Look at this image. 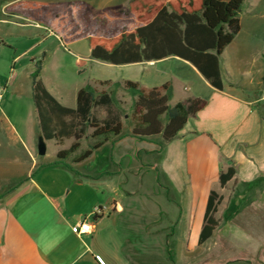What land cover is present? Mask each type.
<instances>
[{
  "label": "crops",
  "instance_id": "crops-1",
  "mask_svg": "<svg viewBox=\"0 0 264 264\" xmlns=\"http://www.w3.org/2000/svg\"><path fill=\"white\" fill-rule=\"evenodd\" d=\"M17 1L20 0H11L9 4ZM32 1L57 3L74 0ZM23 20V23L16 22V27L24 30L20 32L21 35L29 34L25 29L32 27L34 30H30L31 36H36V41L39 39L37 47L47 42L51 35L58 39L48 29ZM72 44L73 42L69 45ZM77 59L81 62L83 59L88 61L92 58L90 55ZM37 61L31 63L26 82H18V71H13L9 80L4 83L7 89L3 98L8 99L7 95H10L15 98L14 103L17 106H22V102H25L28 107L25 114L31 117V121L24 114H19L21 118H14L13 123L8 113H5L7 118L0 114V182L25 174L28 178L17 189L15 196L0 206V264H194L200 260L203 256L200 253L195 254V251L206 243L199 246L197 236L193 242L188 239L185 252L171 257L164 251L162 237H149L146 230L148 220L145 218L141 221L135 217L138 212L136 207L119 204L117 201L116 205L110 204L114 197L105 195L109 186L102 184L103 179L94 181L93 177L85 175L80 169L74 171L62 164H53L60 149L55 151V157L49 161L52 162L49 166L43 165L35 170L37 162L34 150L41 138V132L33 102L31 73ZM167 61L189 69L196 76L201 88L196 91L189 82H182L167 69L158 67ZM139 64L144 68L135 78L96 80L88 84L96 86L97 83L105 81H132L141 88L150 90L170 82L174 88L172 105L188 98H202L207 101L206 107L195 117L189 118L178 137L164 148L167 156L171 149L175 154L183 155L188 172L184 193L188 197L196 198V210L201 198L202 210H205L210 191L229 189L232 193L244 184L258 181L264 176V116L261 106L256 107L264 101V69L261 72V82L251 88L248 84H236L221 65L224 87L223 90H217L190 63L178 57L171 56L134 65ZM240 76L246 78L247 74ZM41 79L48 92L61 105L76 107L78 91L85 85L70 89L59 82L42 78V72ZM252 89L259 94L253 100L243 93L253 92ZM70 140L73 141L69 139L62 143L55 140L45 142H55L62 146ZM231 166L236 173L222 188L219 182L220 172ZM164 177L169 182L170 191L175 195L178 188L169 180L168 175ZM72 195L77 202L86 203L81 210L68 203ZM101 195L105 197L104 200ZM202 221L203 216L199 219L197 235ZM80 224H86L88 229L79 231Z\"/></svg>",
  "mask_w": 264,
  "mask_h": 264
},
{
  "label": "rangeland",
  "instance_id": "rangeland-1",
  "mask_svg": "<svg viewBox=\"0 0 264 264\" xmlns=\"http://www.w3.org/2000/svg\"><path fill=\"white\" fill-rule=\"evenodd\" d=\"M10 1L0 0L1 85H4L7 79L9 80L13 71H18V82L22 84L26 82L31 63L39 60L43 52L46 53V59L42 78L59 82L70 89L96 80L118 81L135 78L144 68L140 64L116 66L99 60L83 59L90 57L86 36L75 38L72 41L73 44H67V47L54 36L49 35L50 39L37 47L39 39L36 41L34 39L36 36H31L30 33V30L34 29L27 27L25 31L29 34L21 35L20 32L24 30L17 28L15 23H23L24 20L16 16L11 18L6 16L5 9L10 5ZM79 1L86 4L88 13L94 17L104 8L127 9L129 0ZM43 33L48 34L44 31ZM263 55L264 0H245V8L240 16V31L222 54L221 65L236 84H248L249 87L254 88L261 82V72L264 69ZM78 57H82V63L78 61ZM158 67L167 69L182 82H189L196 91L201 88L196 76L178 63L167 61ZM243 73L247 74L246 78L240 76ZM100 84L101 82L95 84L100 90L108 87ZM252 90L253 92L244 91L243 93L253 100L259 94ZM7 96L8 99L6 97L0 101V114L7 118L5 113H8L13 123L14 118H21L19 114H24L25 118L31 121V117L25 114L27 104L22 102V106H17L14 103L15 98ZM118 96L122 102L130 104L129 97L121 92ZM260 106L264 116V101L258 103L256 107ZM105 115L106 112L102 108L94 110V116L98 120H103ZM123 126L122 137L109 142L95 152L89 160L85 161V165L89 164L91 167L103 165L101 169L99 168V175H92V177L94 181L103 179L102 184L109 186L107 187L109 191L105 190V195L114 197L110 204L113 205L117 201L119 204L136 207L138 212L135 217L141 221L145 218L148 220L146 230L149 237L158 239L162 237L164 251L171 257H175L176 254L185 252L188 239L193 242L197 236L198 240L199 219L204 213L202 198L196 210V198L188 197L184 193L188 172L181 153L175 154L171 149L167 156L164 154L165 147L162 148L156 144L159 141L158 138L149 141L139 140L131 134V128L126 119L123 120ZM72 142V140L66 141L62 146L55 142H45V155L40 156L38 141L34 150L37 162L35 170L43 165L49 166V163H52L49 161L55 157V151L67 150ZM80 145L81 152L88 149L87 141H82ZM98 161L103 164L100 165ZM221 161L223 162V159ZM81 166L71 165L76 171H79ZM165 175H168L169 180L178 188L175 195L170 191ZM27 179L25 174L1 181L0 206L12 199L17 189ZM217 192L223 196L215 215L220 221V226L205 245L197 247L195 254L200 253L203 257L194 264L209 262L210 264H264V176L258 181L244 184L232 193L229 189ZM102 199L104 200L105 197L102 196ZM68 203L79 210L86 205V203L77 202L74 195L69 197Z\"/></svg>",
  "mask_w": 264,
  "mask_h": 264
},
{
  "label": "trees",
  "instance_id": "trees-1",
  "mask_svg": "<svg viewBox=\"0 0 264 264\" xmlns=\"http://www.w3.org/2000/svg\"><path fill=\"white\" fill-rule=\"evenodd\" d=\"M244 8L245 0H130L126 10L104 9L92 17L82 1L20 0L7 6L5 12L9 18L21 17L48 29L64 46L86 36L91 58L108 64L130 65L178 57L190 63L212 87L223 90L221 57L240 31ZM45 58L43 53L31 73L39 129L45 141L62 143L73 139L53 162L71 170V165L89 160L106 144L121 138L124 119L135 138H158L156 144L163 148L178 137L189 118L207 105L202 98H188L172 105L174 88L170 82L147 90L132 81H105L100 84L108 86L105 90L91 84L82 87L76 107L68 108L48 92L41 79ZM120 92L129 97L130 104L120 100ZM96 108L105 110L103 120L94 116ZM82 141H87L88 149L81 152ZM235 173L232 166L221 170L220 186L225 187ZM222 200L216 191H210L199 246L219 228L215 215Z\"/></svg>",
  "mask_w": 264,
  "mask_h": 264
},
{
  "label": "flooded vegetation",
  "instance_id": "flooded-vegetation-1",
  "mask_svg": "<svg viewBox=\"0 0 264 264\" xmlns=\"http://www.w3.org/2000/svg\"><path fill=\"white\" fill-rule=\"evenodd\" d=\"M98 163L100 164V165H102L101 164V161H98ZM105 164V163H104ZM82 165V166H81ZM79 166H81V171L83 172V173H85L86 175H96L97 176V174H98V171H99V168L100 167H103V165L102 166H100V167H96V169H94V170H92L91 169V166L89 165V164H87V165H85V162H83V163H80L79 164ZM91 169V170H90Z\"/></svg>",
  "mask_w": 264,
  "mask_h": 264
},
{
  "label": "built area",
  "instance_id": "built-area-1",
  "mask_svg": "<svg viewBox=\"0 0 264 264\" xmlns=\"http://www.w3.org/2000/svg\"><path fill=\"white\" fill-rule=\"evenodd\" d=\"M6 89H7V85H1L0 84V100L3 99V96H4L5 92H6ZM99 211H102V210H99ZM78 228H79V231L80 230H87L88 229V226L86 224H80L78 226Z\"/></svg>",
  "mask_w": 264,
  "mask_h": 264
},
{
  "label": "water",
  "instance_id": "water-1",
  "mask_svg": "<svg viewBox=\"0 0 264 264\" xmlns=\"http://www.w3.org/2000/svg\"><path fill=\"white\" fill-rule=\"evenodd\" d=\"M45 152H46L45 140L41 137L40 140H39V151H38V154L40 156H43V155H45Z\"/></svg>",
  "mask_w": 264,
  "mask_h": 264
}]
</instances>
